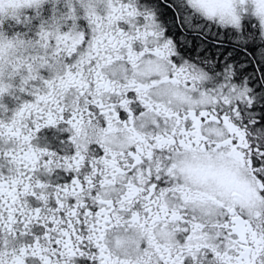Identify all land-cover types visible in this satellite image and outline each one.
<instances>
[{
    "label": "snow or ice",
    "instance_id": "obj_1",
    "mask_svg": "<svg viewBox=\"0 0 264 264\" xmlns=\"http://www.w3.org/2000/svg\"><path fill=\"white\" fill-rule=\"evenodd\" d=\"M177 2L254 78L140 0H0V264H264V0Z\"/></svg>",
    "mask_w": 264,
    "mask_h": 264
},
{
    "label": "trees",
    "instance_id": "obj_2",
    "mask_svg": "<svg viewBox=\"0 0 264 264\" xmlns=\"http://www.w3.org/2000/svg\"><path fill=\"white\" fill-rule=\"evenodd\" d=\"M161 5L162 14L168 22L173 32H176V23L184 25V31L181 34V40L185 42L187 53H197L216 57L219 59L222 53H230L231 62L240 70L241 77L254 78L252 67L251 49L240 43L237 39L239 35L234 30H216L210 25L204 26L197 21L190 13L182 11L176 0H156ZM246 32H258L251 27V23L245 24ZM222 64V63H221Z\"/></svg>",
    "mask_w": 264,
    "mask_h": 264
},
{
    "label": "flooded vegetation",
    "instance_id": "obj_3",
    "mask_svg": "<svg viewBox=\"0 0 264 264\" xmlns=\"http://www.w3.org/2000/svg\"><path fill=\"white\" fill-rule=\"evenodd\" d=\"M177 1V0H176ZM140 2H141V5L142 6H146V7H148V8H150V9H152V10H154L156 13H157V15H158V17L160 18V20L162 21V22H164L166 25H168L169 26V24H168V22L165 20V18H164V16H163V14H162V8H161V5L159 4V3H157V1L156 0H140ZM180 5V4H179ZM180 8H181V10L182 11H185V12H188V9H186V8H182L181 6H180ZM193 17H195V16H193ZM195 19L197 20V21H199V22H201L204 26H207V25H210L211 26V28H213V29H216V30H230V31H228V32H233V30L232 29H225V28H222V27H219V26H217V25H215V24H212V23H210V22H208V21H205V20H203L202 18H200V17H195ZM245 24H250V22L249 21H245ZM258 31V30H257ZM173 32V31H172ZM173 33H175V32H173ZM187 52V51H186ZM188 54V56L190 57V58H195L196 56H198V55H200V54H198L197 55V53H187ZM222 67V65H220L217 69H216V71H220L219 69Z\"/></svg>",
    "mask_w": 264,
    "mask_h": 264
},
{
    "label": "rangeland",
    "instance_id": "obj_4",
    "mask_svg": "<svg viewBox=\"0 0 264 264\" xmlns=\"http://www.w3.org/2000/svg\"><path fill=\"white\" fill-rule=\"evenodd\" d=\"M188 13H190V10H188ZM195 17H197V16H195ZM195 17H194V18H195ZM228 31H230V30H228ZM221 65H222V64H221ZM219 70H220V72H222L223 68L221 67Z\"/></svg>",
    "mask_w": 264,
    "mask_h": 264
}]
</instances>
